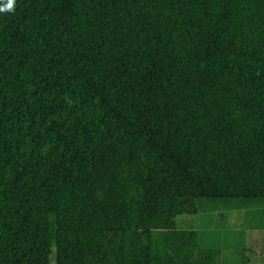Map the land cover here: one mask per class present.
Listing matches in <instances>:
<instances>
[{"label": "trees", "instance_id": "16d2710c", "mask_svg": "<svg viewBox=\"0 0 264 264\" xmlns=\"http://www.w3.org/2000/svg\"><path fill=\"white\" fill-rule=\"evenodd\" d=\"M230 199L264 200V0L0 12V264H223L178 219Z\"/></svg>", "mask_w": 264, "mask_h": 264}, {"label": "rangeland", "instance_id": "374dc122", "mask_svg": "<svg viewBox=\"0 0 264 264\" xmlns=\"http://www.w3.org/2000/svg\"><path fill=\"white\" fill-rule=\"evenodd\" d=\"M200 202L208 206L179 218V227L198 229L203 247L222 251L223 264H264V200Z\"/></svg>", "mask_w": 264, "mask_h": 264}, {"label": "clouds", "instance_id": "9594fccd", "mask_svg": "<svg viewBox=\"0 0 264 264\" xmlns=\"http://www.w3.org/2000/svg\"><path fill=\"white\" fill-rule=\"evenodd\" d=\"M15 0H6L5 4L0 5V12L14 11Z\"/></svg>", "mask_w": 264, "mask_h": 264}, {"label": "crops", "instance_id": "0c3cea01", "mask_svg": "<svg viewBox=\"0 0 264 264\" xmlns=\"http://www.w3.org/2000/svg\"><path fill=\"white\" fill-rule=\"evenodd\" d=\"M252 260H254L255 262H257V258H253Z\"/></svg>", "mask_w": 264, "mask_h": 264}]
</instances>
